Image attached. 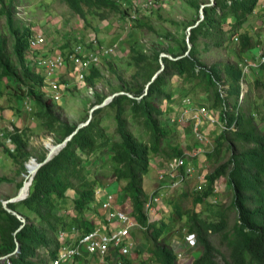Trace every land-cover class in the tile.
<instances>
[{"label": "trees", "instance_id": "16d2710c", "mask_svg": "<svg viewBox=\"0 0 264 264\" xmlns=\"http://www.w3.org/2000/svg\"><path fill=\"white\" fill-rule=\"evenodd\" d=\"M59 1L66 4L74 15L82 18L95 10L100 12L102 19H108L121 9L116 0ZM259 1L215 0L214 5H206L203 20L188 26L193 27L189 38L187 32L186 38L183 37L181 41L174 40L171 36L165 37L178 46L173 59L162 58V52L158 50L149 53L142 42L135 41L130 47V55L136 68L134 81L125 88L126 91L115 93L118 95L112 102L96 110L89 124L77 131L78 127L53 114L51 102L44 101L40 92H37L36 86L44 84L45 72L35 71L32 64L26 63L25 55L29 50L28 40L31 34L28 30L21 33L15 29L10 5L5 0H0V14L7 17L9 32L14 40L10 50L8 39L0 34V81L8 78L11 86H15L13 95L19 100L23 99L26 92L33 97L40 108L37 118L43 120L47 132L54 134L57 143H63L77 131L65 148L38 170L27 199L8 204V208L24 221L8 212L0 203V259L13 253L17 244L20 245L18 255L12 256L10 262L4 264H49L60 248V231L76 228L81 233H86L91 230L93 224L90 220L86 221V215L93 211L95 191L104 181L99 176L90 175L87 162L99 151L105 154L107 147L111 150L108 161L113 165V175L120 185H124L123 190L132 203L133 217L143 227L144 237L149 244L151 257L148 260L151 263L146 261L140 264H180L170 243L173 224L178 219L185 221L183 228L195 237L201 248L200 256L193 264H222L217 260L218 250L210 240V234L217 233L223 234L230 249L229 260L225 259L223 264H264V118L259 121L254 114L249 96L245 95L240 104L243 74L238 68L244 57L255 59L259 42L250 33L243 32L242 28L258 7ZM188 2L195 10V17H200L203 4L198 0ZM229 19L232 20V25L230 29H225V22ZM143 22L145 21H132L130 27H145ZM236 36H239L235 51L239 59L236 64L208 66L201 61L199 55L203 50L230 47ZM65 57L68 61V57ZM159 60L164 63V70L146 91L156 74L153 65ZM262 69L264 70V64L254 71ZM96 77L103 79L100 70L93 67L85 83L94 87ZM173 77L186 81L188 79L190 82L196 79L200 84L215 89V102L210 109L219 114L221 122L227 121L231 125L237 121V130L223 131L216 127V147L208 156V160H214L215 164L213 171L205 177L206 185L195 188L193 192L186 190L180 199L171 202L172 212L177 219L172 216L151 222V214L146 211L150 197L143 189L144 178L151 170V162L155 157L167 161L176 159L185 152L178 145L169 144V133L163 123L165 116L160 107V102H169L175 96L168 87ZM222 80L230 86L227 98H222L219 91ZM254 87L264 91V82L257 79ZM103 100L104 97L99 96L97 104L101 105ZM229 106H232V110ZM111 114L116 122L115 134L120 136V140L110 139L107 128L103 126L104 118ZM131 125L140 129L139 135L133 132ZM205 126H202V130ZM27 138L24 131H18L12 135L14 151L5 148L20 165L21 171L25 170L24 162L33 155ZM227 156V160L219 165ZM40 158L41 163L45 162L44 156ZM97 161L101 165L104 163L101 162L103 159ZM224 177L230 181L228 187L232 195L231 206L216 215L211 210L214 219L202 217L196 206L216 195L215 185ZM7 182L9 179L0 178V185ZM70 191L75 192L74 199L68 197ZM69 199L72 204L70 214L67 213L69 209L60 205ZM186 199L191 200V207L184 205ZM232 213L236 214V222L228 231Z\"/></svg>", "mask_w": 264, "mask_h": 264}, {"label": "rangeland", "instance_id": "374dc122", "mask_svg": "<svg viewBox=\"0 0 264 264\" xmlns=\"http://www.w3.org/2000/svg\"><path fill=\"white\" fill-rule=\"evenodd\" d=\"M5 1L11 7V14L16 30L18 29L21 33H24L26 30H28L30 34L43 33L47 37V46L43 48V56L51 59L55 58L57 54H62L64 57H68L73 52L74 48L82 45L89 55L94 54L99 57L100 64L97 68L100 70L103 79L96 77L97 80L94 86L96 90L94 95L89 93V88L91 86L77 81L73 67L68 61H66V68L60 76L54 77L58 80L62 88V102L54 103L50 99V93L45 90H42V93H40L44 101L51 102L53 114L76 127L86 124L91 119V116H94L95 112L91 114V111L95 107H98L97 98L99 96L104 97L103 103L101 104L103 105L104 102L114 96L115 93L126 91L125 88L134 81L133 77L136 73V68L130 55V47L135 41L142 42L145 46L144 48L149 53L158 50L162 52V58L173 59V54L176 52L175 50L178 49V46L176 43L165 39V37L171 36L174 40L181 41L183 37L186 38V32L189 34V31L193 28L188 27L190 24L198 20L199 22L202 21L201 11L200 17H195V10L190 6L188 0H177L175 3L171 2V5L168 7L162 3L157 13H151L145 17V22H143L145 27L133 25V28L126 27V18L129 13L133 11V5L141 0H116L121 6L120 12L111 15L108 19H102L99 14L100 12H96L95 10L90 12L86 18L76 16L66 4L59 0ZM198 1L203 4L202 6L211 3V0ZM189 14L191 16H188ZM185 17L187 19L186 21ZM231 21L232 20L229 19L225 22V29H230L232 25ZM263 21L264 10H259L258 4L254 13L249 17V20L242 28L243 32L250 33L261 46L264 45V28L259 26L262 25ZM9 27L10 25L7 17L0 14V34L8 39L9 49L12 50L14 40L9 32ZM256 27L259 28L257 31H255ZM135 28H137V30H135ZM236 45L237 44L233 41L230 47L225 46L209 51L203 50L199 57L201 61L208 66L213 64H236L239 59L235 52ZM110 48H112L111 51L109 50ZM25 60L27 64H31L29 51H27L25 55ZM153 66V71H155L156 74L160 72L162 68L164 70L165 67L164 63L160 60L155 62ZM33 70L37 71L39 68L33 67ZM257 79L264 82L263 69L258 72H251L248 75L244 85V92L249 96L254 114L260 121L261 118H264V91L262 89H255L254 86ZM47 80H51V78L48 77ZM45 82L47 83V81ZM199 82L200 81L196 79L190 82L188 79L186 81L185 79H179V77H173L172 80L169 81L168 87L170 93L175 95L174 97H190L195 100L197 104L212 107L215 102V89L206 84H200ZM14 93L15 86H11V82L8 78L0 81V131H4L7 127L12 125L16 129L24 131L28 136L29 150L33 155L28 161L24 162V169L26 171H21L20 165L15 162L13 157L0 143V178L9 179V182L0 185V203L3 206L4 203L13 202L14 199L18 198L20 190L27 181V164L33 160L38 164H43L44 162H40V157L42 156L45 157V160L47 159V155H49L50 151L47 149L44 141L53 138L55 145L62 144L57 143L58 141L54 134L47 132L42 122L43 120L40 117L32 119V117L28 115L23 99L19 100L13 95ZM26 94H24V97ZM232 101L233 99H231V102ZM167 103V100H163L162 103L160 102L162 110L166 109ZM211 113H213V111ZM163 123L169 133L168 142L170 145H178L183 151L189 152L196 149L198 142L190 127H183L180 129L177 126H170L166 117ZM103 126L107 128L110 139L120 140V136L115 134L116 122L113 120L112 114L104 118ZM130 127L131 129L133 128L132 130H134L133 132L136 135H139V128L134 125ZM215 137V132H212L206 137L208 140L203 142H206L203 146L204 151L198 154L197 157L199 171L197 169L194 176L189 178L187 183L179 189L169 187V178L162 182L159 181V174L164 167V162L167 160H163L160 157H155L153 159L151 162L153 168H151L149 174L144 178L143 189L148 197H151L153 194L159 195L160 197L163 194V197L161 202L155 206L154 213L149 216L151 222L161 221L162 219H168L172 216L177 219V216L172 212L173 208L171 202L180 199L186 190L193 192L195 188L200 186L204 187L206 185L204 181H202V178L204 175L206 177L208 173H211L214 168L213 165L215 162L214 160H208V156L216 147ZM165 147L166 145L164 144L163 148ZM106 151L105 154L99 151L96 155L88 159L87 167L90 169V175L99 176L100 179L103 178L101 181L110 183V191L117 192L114 191L116 187L118 190V205L122 210H125L133 216L131 200L128 194L123 190L124 185H120L115 179L113 175V165L108 161L110 156L109 152L111 151L110 147H107ZM102 156L105 158H101ZM227 158L228 156L223 158L219 165L226 161ZM99 159H103V161H101L104 162L102 165L97 161ZM229 182V179L225 177L218 180L215 185V187H218L216 195L208 199L204 204L196 206L197 211L202 217L214 219V216H211V210L214 211L216 215L219 211H224L231 206L232 195L228 187ZM22 183L23 186H21ZM185 201V206H192L191 200L186 199ZM60 205L69 209V211L67 210L68 214L71 213L72 209L70 208L72 204L70 199ZM92 207L93 211L87 213L86 217L88 219L86 221H92L94 215L98 216L99 219L103 221L104 215L100 213L96 207ZM235 222L236 214L232 213L230 214L228 231L231 230ZM184 223V220L181 221L178 219L175 221L173 224L174 231L172 235H170V243L178 259L179 255L183 257V260L181 262L179 261L180 264H193V261L200 256L201 248L196 241L194 242L195 239L187 232V229L183 228ZM132 238L135 244L134 249L123 258L119 257L117 254L115 259L117 264H140L146 261L151 263L148 260L151 257L149 244L144 237L142 229H135L132 233ZM210 240L218 250L217 260L222 264L225 259L229 260L230 249L223 238V234H210ZM110 260L113 261L114 258L111 257ZM1 263L3 264L2 261ZM73 264L102 263L98 260L95 261L89 258L82 259V262L76 260Z\"/></svg>", "mask_w": 264, "mask_h": 264}, {"label": "built area", "instance_id": "2783aa9c", "mask_svg": "<svg viewBox=\"0 0 264 264\" xmlns=\"http://www.w3.org/2000/svg\"><path fill=\"white\" fill-rule=\"evenodd\" d=\"M177 0H141L133 5V11L129 13L126 27L132 25V21H144L145 17L149 14H155L158 12L159 7L163 4H170L171 2H176ZM264 28V21L261 26ZM259 28L256 27L255 31ZM233 41L238 44L239 36L233 38ZM189 42V41H188ZM29 53L31 56V64L33 67L39 68V70L45 72V81L43 86H36L37 92L42 93V90L50 93V99L54 103H60L63 100L62 88L54 77L60 76V74L65 70L67 65V60L62 54H57L55 58H48L43 56V48L47 46V37L43 33H35L29 37L28 40ZM191 45H189L190 49ZM112 48L109 50L111 51ZM108 50V51H109ZM68 61L71 63L74 73L76 75L77 81L79 83H85L90 70L93 67L99 66V57L94 54H88L82 45L74 48L73 52L68 56ZM264 64V45H258L255 59L249 57L244 58L242 62L238 64V68L242 71L243 77L241 80V96L240 104L242 103L246 93L244 92V85L248 75L254 70H258ZM51 78V80H47ZM32 85H34L32 83ZM95 87L89 88V93L94 95ZM230 86L227 82L222 80L219 85V91L221 92L222 98H227L229 94ZM27 94L23 97L24 106L28 115L32 119L37 118V113L40 111L39 106L33 99L31 95ZM130 96V95H129ZM113 100V96L110 97L103 105L98 106L99 108L108 106ZM35 102V103H34ZM232 110V106H229ZM164 116L166 117L168 124L170 126H177L179 128L190 127L193 135L195 136L198 145L195 150L189 152L185 151L182 157L168 160L164 162V167L159 174V181L162 182L169 178L168 185L170 188L179 189L184 184L187 183L189 178L193 177L199 165L197 163L198 154L202 153L203 143L208 140L205 134V130H202L203 125H213L220 127L223 131L237 130V121L228 125L227 121H219V114L216 111L207 107V105L197 104L195 100L190 97H174L172 98L164 110ZM207 120V121H206ZM21 132V130L16 129L13 125L7 127L6 130L0 131V143L3 148H8L14 151V145L12 141V135L16 132ZM47 149L48 146L54 148L56 151L52 154L50 151L47 155L46 161H51L59 152L66 146L64 143L60 145H55L53 138H49L44 141ZM35 161V160H33ZM205 180V175L202 181ZM114 181V180H113ZM112 182V181H111ZM110 183L103 182L100 187L95 191V205L100 213L104 215V220L101 221L98 216L94 215L92 217L93 227L90 231L86 233H81L78 229L73 228L71 231L62 230L58 233V240L60 241V248L58 250L57 256L52 259L49 264H73L76 260L84 258H92L95 261H99L102 264H117L116 255L119 257L127 256L131 250L134 249V241L132 238V233L135 229H142L136 219L122 210L118 205L116 187L113 192L110 191ZM197 188H201L197 187ZM216 192L218 191V187ZM21 191V190H20ZM19 196L17 199L13 200V203H18L24 201L29 196V193L24 196ZM159 195H151L149 201L146 204V211L149 214H153L155 206L161 202ZM22 221V219L20 217ZM195 239V237L193 236ZM196 240H194L195 242ZM18 252L15 250L13 253L1 257V261L5 258L6 262H10L12 256H17ZM114 258L113 261L110 258ZM183 260L182 255H179V261ZM5 262V263H6ZM112 262V263H111Z\"/></svg>", "mask_w": 264, "mask_h": 264}, {"label": "water", "instance_id": "95a60500", "mask_svg": "<svg viewBox=\"0 0 264 264\" xmlns=\"http://www.w3.org/2000/svg\"><path fill=\"white\" fill-rule=\"evenodd\" d=\"M214 4H215V0H211V3H210L209 5H207V6H212V5H214ZM204 8H205V6H202V10H201V13H202V20H203V18H204V16H203ZM198 24H199V22L197 23V25H198ZM197 25H196V26H197ZM189 36H190V31H189V34H188V38H189ZM190 48H191V47H190ZM187 54H188V53H187ZM162 71H163V68L161 69L160 72H158V73L153 77L152 81L148 84L146 91H148L150 84L156 80V78L158 77V75H159ZM117 95H118V94L114 95L113 98H114L115 96H117ZM97 109H99V107H95V108L91 111V114H93ZM91 119H92V116H91ZM91 119H90L86 124L79 126V127L77 128V131H78L79 129L83 128L84 126H86L87 124H89V122L91 121ZM77 131L74 132L70 137H68L63 143H64L65 145H67V143H68V142L74 137V135L77 133ZM46 162H47V161L45 160L44 163H46ZM44 163H43V164H38V170L44 165ZM26 168H27V166H26ZM38 170L36 171L35 175H34L33 177H31L30 181L27 182V183L25 182L24 185L26 184V185H29V186L31 187V185H32V183H33V180H34V178H35V176H36ZM22 189H23V188H22ZM22 189H21L20 193L22 192ZM16 199H17V198H16ZM9 203H13V202L4 203V207H5V209H6L8 212L12 213L13 215H16V216L20 219V216L17 215L16 212H13L11 209L8 208V204H9ZM19 250H20V245L17 244V249H16V251L19 252ZM2 262H3V264L6 262V261H5V258H3Z\"/></svg>", "mask_w": 264, "mask_h": 264}, {"label": "bare ground", "instance_id": "6f19581e", "mask_svg": "<svg viewBox=\"0 0 264 264\" xmlns=\"http://www.w3.org/2000/svg\"><path fill=\"white\" fill-rule=\"evenodd\" d=\"M48 148H49V150L52 151V154L55 153L56 150L54 148H51L50 146H48ZM35 162L31 161L27 164L28 177H27L26 183L30 181L31 177H33L35 175L36 171L38 170V163L37 162L35 163ZM30 188L31 187L29 185L25 184L23 186V189H22L20 196H24L25 194L29 193Z\"/></svg>", "mask_w": 264, "mask_h": 264}, {"label": "crops", "instance_id": "0c3cea01", "mask_svg": "<svg viewBox=\"0 0 264 264\" xmlns=\"http://www.w3.org/2000/svg\"><path fill=\"white\" fill-rule=\"evenodd\" d=\"M165 6H169L170 4H168V5H166V4H164ZM259 10H264V0H260V2H259ZM32 35V34H31ZM256 55V54H255ZM180 129H182V128H180ZM205 134L206 135H210L212 132H214V130H215V126H213V125H208V127H207V125L205 126ZM164 160V159H163ZM198 165H199V163H198ZM201 167H202V165H201ZM151 168H153L152 167V165H151ZM198 171H199V168H198ZM68 197L70 198V199H74V197H76V195H75V192L74 191H70L69 193H68ZM84 259H89V258H84ZM78 261H80V262H82V259H80V260H78Z\"/></svg>", "mask_w": 264, "mask_h": 264}, {"label": "clouds", "instance_id": "9594fccd", "mask_svg": "<svg viewBox=\"0 0 264 264\" xmlns=\"http://www.w3.org/2000/svg\"><path fill=\"white\" fill-rule=\"evenodd\" d=\"M179 260V259H178Z\"/></svg>", "mask_w": 264, "mask_h": 264}]
</instances>
